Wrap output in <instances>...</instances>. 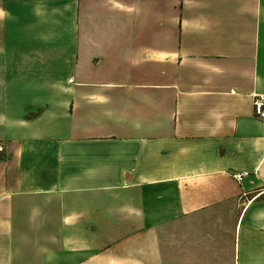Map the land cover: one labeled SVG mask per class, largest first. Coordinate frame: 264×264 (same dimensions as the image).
<instances>
[{"label": "crops", "instance_id": "obj_1", "mask_svg": "<svg viewBox=\"0 0 264 264\" xmlns=\"http://www.w3.org/2000/svg\"><path fill=\"white\" fill-rule=\"evenodd\" d=\"M257 97L264 0H0V264H264Z\"/></svg>", "mask_w": 264, "mask_h": 264}, {"label": "built area", "instance_id": "obj_2", "mask_svg": "<svg viewBox=\"0 0 264 264\" xmlns=\"http://www.w3.org/2000/svg\"><path fill=\"white\" fill-rule=\"evenodd\" d=\"M253 106H254V113L255 115L260 119V120H264V102L262 97H257L254 99L253 102ZM2 151V149L0 148V152ZM246 173H244L243 175H236V178L238 180H241L243 176H245Z\"/></svg>", "mask_w": 264, "mask_h": 264}, {"label": "rangeland", "instance_id": "obj_3", "mask_svg": "<svg viewBox=\"0 0 264 264\" xmlns=\"http://www.w3.org/2000/svg\"><path fill=\"white\" fill-rule=\"evenodd\" d=\"M0 148L2 149V151L0 152V154H1V153L4 152V147H3V145H0Z\"/></svg>", "mask_w": 264, "mask_h": 264}]
</instances>
